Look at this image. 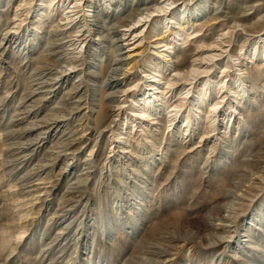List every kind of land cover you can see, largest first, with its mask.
<instances>
[{
  "label": "rangeland",
  "instance_id": "rangeland-1",
  "mask_svg": "<svg viewBox=\"0 0 264 264\" xmlns=\"http://www.w3.org/2000/svg\"><path fill=\"white\" fill-rule=\"evenodd\" d=\"M9 1L0 0V264H264V0H202L206 7L197 17L200 21L186 30L185 41L181 38L175 48L182 70H187L202 43L212 44L235 27L224 45L222 63H235L243 55L247 62L253 60L248 66L250 94L237 101L233 94L218 99L221 105L213 114L217 130L206 123L209 103L203 114L196 115L195 107L184 108L173 124L169 117L174 106H165L157 127L144 124L150 134L144 133L143 122L132 127L129 145L115 143L110 130L97 138L113 120L125 128L124 122L132 117L130 96L137 95L139 87L146 90L143 63L155 54L151 39L144 42L141 56L127 57L134 70L124 72L126 68L118 66L117 79L128 85V103L121 106L120 116H115L109 99L103 100L110 92L102 82L116 57L115 32L140 20L134 0H127V12L115 5L110 10L115 16L100 18L102 27L95 33L103 35L92 40L86 65L78 68L92 72L82 92L72 90L81 72L69 67L71 75L62 89L58 82L49 83L37 93L44 95L37 103L30 94L37 68L47 57L44 50L53 21L46 20L39 43L35 35L28 38L33 42L26 55L29 64L22 62L25 50L1 45L10 25L4 13ZM21 1L15 0V7ZM147 1L153 10H159L155 3L164 2ZM184 1L192 7L198 0H178L175 7L180 12ZM164 9L156 15L166 23L171 10L167 5ZM213 13L218 16L209 21ZM53 14L57 26L67 12ZM23 19L27 21L19 32L27 31L30 23L35 34L31 15L24 13ZM72 28L67 36L81 39L79 27L71 24L65 29ZM135 36L120 43L125 52L138 45ZM93 44L105 47L104 59ZM228 74L239 72L220 67L215 76ZM82 93L88 94L80 108ZM115 99L124 101L122 94ZM189 115L195 121L190 132L184 121ZM10 131L14 137L8 141ZM69 164L73 170L66 175Z\"/></svg>",
  "mask_w": 264,
  "mask_h": 264
},
{
  "label": "bare ground",
  "instance_id": "bare-ground-1",
  "mask_svg": "<svg viewBox=\"0 0 264 264\" xmlns=\"http://www.w3.org/2000/svg\"><path fill=\"white\" fill-rule=\"evenodd\" d=\"M177 1L178 0H164V2L158 1L157 3H155V7L159 10H153L149 7V5L152 4L151 1L134 0L132 3L133 5H131L132 7L134 6L135 8L140 10L141 13H138L140 15L138 17L140 20L138 21L136 18V20H134L132 23L126 25V29L124 31L115 32L113 28H110V30L112 29L115 32V43L118 46L116 48V51H114L116 57L113 60V66L110 68L106 80L102 82L106 90L110 91L106 96H104L103 100H105L106 102V100L109 99V101L112 102L111 105L113 108V112L117 113L115 115L116 117L120 116L123 107L122 105H126L128 103V97L126 96L128 95V88L125 89V87L128 85L126 81H121L116 77L117 72L120 69L118 66L122 65L123 67H125L126 71L124 70V72H127V70H134L135 66L131 67V65L127 63V57L128 59H131L134 56H141L142 52L140 50L145 47V45L143 44L149 39H151L149 42L151 46L150 51H153V53L155 54L147 57L144 60L143 73H145L146 77L148 78V82L145 87L146 90H143L142 88L139 89V87L137 89V95L133 94V96H130L131 105L129 109L131 110L132 117L128 118L126 120V123L124 122L125 128H119V124H116L117 121L113 120L105 127L104 130L99 133V137L97 139L101 137L103 132H105L106 130H110V132L113 133L112 138L113 140H115V143L129 145L130 139H133L131 132L132 127L138 122H143L142 126L144 127V133L150 134L151 132H149V127L147 126L149 124L153 125V127L158 126L161 119L159 116L162 114L165 106L168 107V109L174 106V111L170 112L169 117V119H171V124H173L181 119L183 115L182 110L184 108H191L190 110L194 111L193 108L195 107L196 109L194 112H196V115L203 114V112H205V105L209 103L210 110L207 113L206 119H208V122L206 121V123H208L210 127L217 130L218 124L217 121L213 118V114L217 113L218 106L221 105L220 101L228 97L229 94H233L236 101L241 97L243 99L245 96L250 94L251 89L247 86V79L250 72L248 66L253 64V60L247 62L245 60V55H243L239 58H236L235 63L230 60L231 62L228 61L224 65L220 59L224 56L223 54L227 53V51H225L224 45L228 43V41H226L227 38L232 37L235 27H233V30L229 29L227 33H221L220 37L216 41L214 40L215 42H213L212 44L202 43L199 47L201 49L200 53L196 54L193 57V61L189 64V67L186 68L187 70H182V66H180L181 63L179 62V59H181V57L176 56L175 48L179 46L178 41H180L181 38L182 42L185 41V34L187 35L186 30L191 29L195 25V23L200 21L199 19H197V17L200 16V13H202V9H204L206 6L204 1L198 0L193 4L194 8H192L193 6L191 7L189 4L185 3L186 1H184L182 5H185V10L183 12H180L181 10L175 7L178 4ZM206 3L208 2L206 1ZM15 4V0H10L7 5V11L4 12L9 16L7 21L10 22V25L5 30L1 45H8L9 47L13 46L14 49L18 52L20 50H25L22 53V62H27L29 64V57L26 55L30 53L29 44L32 43L33 45V42L28 38L32 37L31 35H35L34 40L38 41L39 43V37L43 36V34L45 33L46 20L53 21L51 30L48 32L47 43L44 50V53L46 52L45 57H47L45 58L44 63H42L41 68H37L36 74L34 75V77L36 76V80H33L36 85L32 86V93L30 94V98H34L36 103L40 99L43 100L42 97H44V95H40L41 93H37L47 88V85L49 83L58 82L60 83V89H62V86L68 82V78L71 75L68 74L69 67H73V69L76 71L78 70V68H83L86 65V61L84 58L88 53V47L90 43H93L92 40H94L95 37L99 41L100 37L103 35L99 32L95 33L96 30H100V24L103 22H101L100 18L102 16L104 18H108L111 15L112 17L115 16V12H110V10L113 11V7L115 5H118L117 8L120 11H123V13L130 7V4L127 3V0H23L21 1V4L19 3L16 7ZM165 5H167L169 10H171L170 13L165 16L167 19L166 23L163 22L162 18H160V15H156V12L166 11L164 9ZM10 10L13 11L10 13ZM55 11L60 12L61 15L67 12L65 16L62 15L64 17L61 16L60 23L58 22L57 26L54 25L55 20L53 17V13ZM24 13L31 15V19L37 24L36 32L34 31L35 34L31 33L30 23L27 25V31H29V34L25 30L19 32L21 29V25L27 21L26 19H23ZM216 15L218 16V14L216 13L209 15V21L214 20ZM28 17L29 16H27V18ZM12 19H14L15 22H13ZM65 21H70V23L61 24ZM13 23L17 25L16 29L15 27H11ZM71 24H74V27H79V30L77 31H79L78 33L82 34L81 39L77 37L74 40L72 35L67 36V34L72 32L73 28L69 32L66 31L67 29L65 28L66 26H70ZM173 24L177 25V27L173 28V26H171ZM160 29L161 31L159 32ZM153 32L156 33H154V36L150 37ZM98 33L101 36H98ZM133 34L136 35L135 40L139 38L136 42L138 43V45L132 48V51L129 50L128 52H125L126 50L123 47L125 45H120V43L123 41L124 37H127L128 35L129 37H131L133 36ZM229 43L231 42L229 41ZM83 46H85L84 51H79V49H81V47ZM95 47H97L96 53H102L104 59L107 56L105 47L100 48L98 47V45H95ZM71 48L73 50L69 51L71 50ZM231 53H229L227 56L231 58L235 57L234 55L232 56ZM256 55L258 56V54H254L253 56L256 57ZM53 58L54 60L51 61V59ZM62 65H65L66 67ZM51 67L55 68L53 69ZM58 67L60 68V72L58 71L59 69L56 70V68ZM220 67H222V69L226 68L228 70L237 68L239 74H235L234 76L228 74L227 76L220 78L218 76H215L217 69ZM78 71H80L81 74L78 76L79 80L74 83L72 90H76L81 93L86 77L89 76L92 72L86 73V71L83 69H79ZM226 78L230 79L228 81H225ZM180 82H184V84L176 89ZM96 83L97 82H95V84ZM177 90H179L177 96L179 98L176 97ZM87 94L85 93V96L84 93L81 94L80 101L77 104L78 107L81 108V102L83 100L87 101ZM116 94H122V97H124V101L120 102L119 100L115 99ZM39 95L40 97L37 98ZM168 95L170 97H168ZM218 99H220V101H218ZM5 101H7L6 98L1 101V104H3ZM113 104H117V106H114ZM99 106L100 110L102 111L103 105L100 104ZM93 110H96L95 107ZM101 111L100 113L102 114ZM191 117L192 116L189 115L184 119L188 127L185 129H187L188 131L190 130V127H193V125L195 124V121L193 122V119ZM166 119H168L167 116ZM195 119L198 120V116H196ZM111 124H114L115 126L117 125L118 128L114 127L117 128L116 130L109 129L111 127ZM144 124L148 125L145 126ZM176 131H181V128L176 127ZM8 133L9 135H6H8V141H10L12 137H14L12 136V134L14 133L13 131H10ZM45 134H47V132ZM37 141L38 140H36V142ZM22 145L24 146L27 144L22 143ZM72 170V164H69L67 172L65 171V174L71 175L70 172ZM81 176L82 174L77 177V181L81 182ZM258 212L260 213L261 210L258 209ZM261 216V220L264 219V214H261Z\"/></svg>",
  "mask_w": 264,
  "mask_h": 264
}]
</instances>
